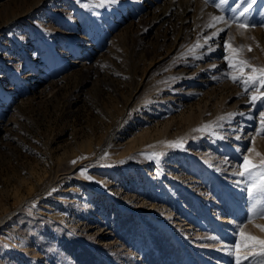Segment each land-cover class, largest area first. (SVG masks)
<instances>
[{"label":"rangeland","instance_id":"obj_1","mask_svg":"<svg viewBox=\"0 0 264 264\" xmlns=\"http://www.w3.org/2000/svg\"><path fill=\"white\" fill-rule=\"evenodd\" d=\"M164 1L0 0V264H264V0Z\"/></svg>","mask_w":264,"mask_h":264},{"label":"snow or ice","instance_id":"obj_2","mask_svg":"<svg viewBox=\"0 0 264 264\" xmlns=\"http://www.w3.org/2000/svg\"><path fill=\"white\" fill-rule=\"evenodd\" d=\"M245 11H247V9H245ZM222 19H223L222 17H214V20L217 21ZM240 27L246 29L248 25L241 24ZM226 46L233 53L230 57H228L230 62V67L234 68L237 71V75H232L231 79L234 82L240 80L245 86L259 84L261 88H264V67H256L252 65L249 61L240 58V53L243 51L244 46H241L240 48H232L230 44ZM251 50H252L251 46H248V51ZM246 69H251V74L247 73L245 71ZM245 90L247 91V87ZM257 99H264V93H261L260 96L257 95L252 96L253 102L256 101ZM261 115L264 116V113H261ZM257 155H261V154L257 153ZM242 167L244 168V172L240 173V175L251 174L253 170H259L261 183L259 185H254V188L259 190L261 193H264V160H261L260 163L257 164L251 161L248 157H245ZM259 215L264 216V209L260 210ZM256 227L264 230V225H256ZM241 235L244 234L241 233ZM247 239L250 241L257 242L261 246L262 251H264V240H261L258 237L250 236V235L247 236Z\"/></svg>","mask_w":264,"mask_h":264},{"label":"bare ground","instance_id":"obj_3","mask_svg":"<svg viewBox=\"0 0 264 264\" xmlns=\"http://www.w3.org/2000/svg\"><path fill=\"white\" fill-rule=\"evenodd\" d=\"M154 3V1H152ZM167 0H165L163 3L165 4ZM182 1L179 0L177 2V6H182ZM182 8V7H180ZM151 9V8H150ZM192 11V3L187 2L186 5L183 6L182 10L179 11L178 8L175 7V3L170 1L166 6L165 9H162L157 14H153L150 23L148 24L147 28L148 30L151 29L155 24H165L168 22H175L177 20L179 21H185L189 22L190 16ZM146 31V30H145ZM105 236V235H104Z\"/></svg>","mask_w":264,"mask_h":264}]
</instances>
